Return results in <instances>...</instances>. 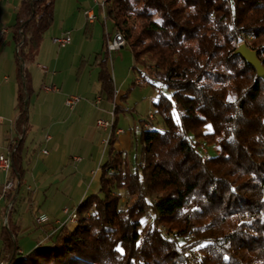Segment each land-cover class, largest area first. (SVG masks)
I'll list each match as a JSON object with an SVG mask.
<instances>
[{
	"label": "trees",
	"instance_id": "1",
	"mask_svg": "<svg viewBox=\"0 0 264 264\" xmlns=\"http://www.w3.org/2000/svg\"><path fill=\"white\" fill-rule=\"evenodd\" d=\"M54 1L20 2L9 28L18 47L19 128L27 124L24 100L31 94L20 65L33 60L53 25ZM103 13L102 26L109 21L122 35L132 68L157 72L146 82L157 89L153 115L163 127L133 131V168L114 148L119 107L104 34L98 94L114 109L98 188L75 207L74 225H39L50 237L23 256L12 207L8 228L0 225L2 258L11 264H264V0H106ZM241 40L262 71L235 53ZM23 138L10 174L21 173ZM200 145L215 154L202 156Z\"/></svg>",
	"mask_w": 264,
	"mask_h": 264
},
{
	"label": "rangeland",
	"instance_id": "2",
	"mask_svg": "<svg viewBox=\"0 0 264 264\" xmlns=\"http://www.w3.org/2000/svg\"><path fill=\"white\" fill-rule=\"evenodd\" d=\"M80 15L82 16V13H79ZM81 22L82 19L74 15H69L64 19L61 28L65 33L71 35L72 42L70 45L64 48L58 47L53 44L52 37L47 33L40 43L39 48L41 50L38 49L37 51L38 54L40 53L39 60L44 71L42 75L38 69H35V82L34 84L31 82L33 93L27 95L26 105L29 120L24 141L26 149L24 172L27 182L34 186L33 188H38L43 193V198L41 204H39L40 207L37 204L32 205L33 198H31L32 191L30 187H28L29 189H26V187L23 189L25 195H22L18 190L13 211L14 213L17 212L16 217H19L20 214L23 215L24 227L26 225L31 226L34 223L33 216L40 214L39 210L41 208L42 211L47 210L53 217L50 220L51 223L56 225V228L60 227L65 220L62 212L65 209H75L78 206L77 202L80 196L86 189L85 184L81 182L84 180V173L81 168L85 166V156L87 155V153L83 154L80 151L83 141L73 140V136H78V131L74 132L72 130L71 133L69 132L70 135L67 134L70 129L67 127L69 124L64 125L59 132V126L55 125V122L58 121L57 118L68 120L74 117L75 111L92 98H94L92 101L93 107H97L98 104L95 102L100 97L102 102L100 100L97 108V118L109 122L113 121L112 111L114 105L106 102L103 96L97 92V63L103 56L102 42L104 34H108L110 39L114 35L111 23L107 21L102 26L99 22L89 24L88 19L84 24H81ZM52 29L57 32L54 35L55 37L60 36L59 26ZM239 45H244V40H241ZM132 66L131 55L126 47L109 54L107 67L115 90L116 100L114 103L119 107L116 128L129 133L130 147L125 155L131 168H133L134 157L138 151V146L133 144L132 127L139 125L140 121L147 117L148 112H153L152 104L157 98V89L149 83L143 86L135 84V80L142 77L141 74H144L145 79H153L157 72L152 71L153 69L148 66H136L135 69ZM33 67L32 65L31 68ZM138 68H141V72ZM138 70L140 74L137 72ZM44 86H55L58 92H44L42 89ZM70 96L78 97L80 102L72 109H67L64 106V101ZM94 125L96 128V121ZM152 126L157 130L162 129L161 118L158 114H155ZM97 130L95 140L92 143L93 152L91 155L93 156V163H95L92 165L90 172L92 176L94 166L98 164V161L106 158L105 151L107 147L102 142L109 135V132ZM52 133L54 140L50 142V134ZM119 137L117 145L121 147L125 139ZM206 152L210 156L214 151L208 147ZM76 158H79V161H76ZM79 166L80 169H78ZM115 193L122 197L121 206H125L127 203L125 193L119 190ZM9 194L11 198L13 195ZM2 218V215H0V225L3 222ZM16 233V245L19 250L24 251V254H28L33 246L35 248L41 246L51 235L47 234L43 237L44 240L41 241L37 239L36 232L25 235H22L21 231L18 234ZM1 250L2 244L0 242V261L4 259L8 261L7 257L2 258ZM16 264H19V262Z\"/></svg>",
	"mask_w": 264,
	"mask_h": 264
},
{
	"label": "crops",
	"instance_id": "3",
	"mask_svg": "<svg viewBox=\"0 0 264 264\" xmlns=\"http://www.w3.org/2000/svg\"><path fill=\"white\" fill-rule=\"evenodd\" d=\"M19 7H20V2L17 0H1L0 1V153L8 152V147H9L8 142L9 141L7 140L9 138L14 137L15 131L20 134H23V137H24L23 142H22V150L20 153V156L22 159V163L20 166L21 173L16 170L17 168L16 169L14 168L12 169L13 174L12 173L10 174V172L7 175L0 174V189L8 177H10L11 175L13 176L15 174H18V176L20 177V181H21L20 186H19L20 193L22 195L23 194L25 195L26 193L23 189H25V187L26 189H29L28 187H30V190L32 191L31 198H33L32 205L37 204L39 206L43 198V195H42L43 193H41V191L38 190V188L37 189L33 188L34 186H31L27 182L26 177H25V172H24L25 171L24 161H25V151H26L24 147V141H25V134L27 133L29 119L27 120V124L25 126H22L21 128L17 127V119L19 115L18 109L16 108V104H15L16 91H17V62L14 56L15 45L12 42L13 35L9 28L14 24L15 14L18 11ZM79 13H82V16L81 15L79 16ZM69 15H74V16H77L78 18H81L82 19L81 24H84L87 21L88 15H93L95 17V21L92 23L88 22L89 24H94L96 22H99L101 24L104 21V13L101 7L99 6L97 0H55L54 1V12H53L54 22H53V25L49 28V30L45 32V34L42 37V40L44 39L47 33H49L53 39L55 37L54 35H56L57 32L52 28L56 26H59V29H60L59 35H61L62 33H65V31H63L61 27L63 26L64 19L67 18V16ZM38 49L40 48L38 47ZM37 51L31 62L24 61L23 63L24 70H26L30 78V87H31V82L33 84L35 82V76H34L35 69H38L39 73L42 75L44 71L43 67L41 66L42 64L39 60L40 53L38 54ZM32 65L34 66L33 68H31ZM138 69L141 71V68H138ZM152 71L156 72L154 69ZM98 90H99V87H98ZM31 93H33L32 87H31ZM93 100L94 98L86 101L83 105H81V107L78 108V110H76L75 113L73 114L74 117L68 120H64L63 118H57L58 121L57 122L54 121L55 125L59 126L58 127L59 132L61 128L66 124H69L67 125V127L68 129L70 128L67 131V134L69 132L71 133L72 130H74V132L78 131L77 132L78 136L77 137L73 136V140H82L83 144H81L80 146L81 147L80 151H82L83 154L87 153L88 155V156L87 155L85 156L86 158L85 163H84L85 166L84 167L82 166L83 168H81V171H83L84 173L83 174L84 180L81 182H83V184H85V187H86L85 192H84L85 196H84V193L80 196L77 202V205L88 194H91L97 190L98 180L100 176L99 166L104 161V158L102 161H98V164H96L97 166L96 165L94 166V172H92L93 173V176H92L90 172L93 167L92 165L95 164L93 163V159H92L93 156L91 155V153L93 152L92 143L95 140L96 131H98L95 128L94 124H95V121L98 119L97 118V108L100 104L99 103L97 107H93L92 105ZM100 100L102 102L101 98ZM210 131L211 129L209 126H206L203 128L204 133H209ZM70 133L68 135H70ZM53 136H54L53 133L50 134V137H51L50 142H53L54 140ZM121 137L122 139H125L122 146L118 147L117 145V142L120 138L118 136L117 141L114 144V148L118 151L126 152L128 151L130 147V140L128 138L129 133L126 132ZM59 147H60V142H59ZM209 149L214 151L213 154L210 155V156H213L215 154L214 147H209ZM78 169H80V166L78 167ZM10 196H11L10 194L9 195L7 194L4 197H0V215H2V217H3V209L6 206V203L9 201ZM16 213L17 212L15 213L13 212L12 217H11L13 223L16 226V231H17L16 234H18V232L20 231L22 232V235H25L30 232H36L38 236L37 239L42 241L44 240L43 237H45L47 234L52 233V231L46 232L47 228L39 229L38 228L39 225H37L35 221L34 223H32L31 226L26 225L24 227V224H23L24 222H23V217H22L23 215L19 213L20 216L16 217L17 216ZM39 213L40 214H36L35 216H33L34 220H35V217L42 215V216L47 217L49 219V222L51 223L50 220H52L53 217L47 212V210L42 211V208H41L39 210ZM52 226L55 227L56 225L52 224ZM45 242H47V239ZM45 242L43 244H45ZM34 248L35 247L33 246L31 249L33 250ZM17 254L20 256L26 255L24 254V251L19 250V249L17 250Z\"/></svg>",
	"mask_w": 264,
	"mask_h": 264
},
{
	"label": "built area",
	"instance_id": "4",
	"mask_svg": "<svg viewBox=\"0 0 264 264\" xmlns=\"http://www.w3.org/2000/svg\"><path fill=\"white\" fill-rule=\"evenodd\" d=\"M1 1V0H0ZM19 2H22L24 0H17ZM98 1V4L99 6L101 7L102 11H103V8L105 6V2L106 0H97ZM87 19L90 23L94 22L95 21V17L93 15H88L87 16ZM52 42L53 44L57 45L58 47L60 48H64L68 45L71 44L72 42V37L69 33H65V34H62L58 37H54L52 39ZM125 46L122 44V37L120 34H118V32H115L113 37H111V39L108 41L107 43V50L109 53H113L115 51H118L122 48H124ZM15 52L17 53L18 52V47H15ZM24 70V66H23V63H21L20 65V71H23ZM146 79L144 77H140L138 79L135 80V84L138 85V86H143V85H146ZM43 91L44 92H52V93H57V89L55 86H44L43 88ZM28 99H27V95L25 97V104L27 103ZM80 102V99L76 96H70L68 97L67 99H65L64 101V106L67 108V109H72L74 106H76L78 103ZM100 102V97L97 98V101L95 102L96 104H99ZM154 121V115H153V112H148L147 114V117L141 121V123L139 125H136V126H133L132 127V131L134 132H139V131H147L151 128V125ZM111 126H112V122H109V121H105V120H102V119H97L96 120V128L99 129V130H102L103 132H109L110 133V130H111ZM125 132L120 130V129H117L116 130V135L117 136H123ZM22 135L23 134H20L18 132L15 131V134H14V137L13 138H9L7 141H9L8 145V152L7 153H0V174H4V175H7L10 170H11V165H12V155L16 152L17 150V146H18V143L22 140ZM109 137V135H108ZM108 137L106 140H104L102 142V144L104 146L107 145V142H108ZM198 151L201 153L202 156L206 157V147H204V145H200L199 148H198ZM76 161H79V158H76L75 159ZM20 177L18 176V174H15L13 176H10L6 179V181L3 183L1 189H0V197H4L6 194L8 193H11L13 196L9 199V201L7 202L4 210H3V222H2V225L5 227V228H8V225H7V214H8V211L14 206V203H15V199L17 198V192L19 190V186H20ZM71 211L72 210H68V209H65L63 212H62V215L65 216V220L63 222V224L65 225H69L71 223ZM147 223L150 222V218L149 217H145ZM35 223L37 225H44L46 223H50L49 222V219L45 216H37L35 217ZM10 260H3V261H0V264H7Z\"/></svg>",
	"mask_w": 264,
	"mask_h": 264
},
{
	"label": "water",
	"instance_id": "5",
	"mask_svg": "<svg viewBox=\"0 0 264 264\" xmlns=\"http://www.w3.org/2000/svg\"><path fill=\"white\" fill-rule=\"evenodd\" d=\"M236 54L240 55L249 65L254 67L257 71H262L261 65L257 61L253 52H251L245 45H239Z\"/></svg>",
	"mask_w": 264,
	"mask_h": 264
},
{
	"label": "bare ground",
	"instance_id": "6",
	"mask_svg": "<svg viewBox=\"0 0 264 264\" xmlns=\"http://www.w3.org/2000/svg\"><path fill=\"white\" fill-rule=\"evenodd\" d=\"M118 34H120L119 32H118ZM121 35V34H120ZM121 37H122V35H121ZM122 44L125 46V41H124V39H123V37H122ZM151 129V128H150ZM149 129V130H150ZM207 152H206V156H207ZM71 223L68 225V226H72V225H74L75 223H76V221H77V216H76V211H75V209H72V211H71ZM7 264H11V261H9Z\"/></svg>",
	"mask_w": 264,
	"mask_h": 264
}]
</instances>
